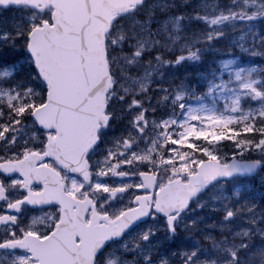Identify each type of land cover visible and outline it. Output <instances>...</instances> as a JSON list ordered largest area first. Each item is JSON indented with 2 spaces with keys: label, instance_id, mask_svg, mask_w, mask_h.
<instances>
[{
  "label": "snow or ice",
  "instance_id": "snow-or-ice-1",
  "mask_svg": "<svg viewBox=\"0 0 264 264\" xmlns=\"http://www.w3.org/2000/svg\"><path fill=\"white\" fill-rule=\"evenodd\" d=\"M0 264H264V0H0Z\"/></svg>",
  "mask_w": 264,
  "mask_h": 264
},
{
  "label": "rangeland",
  "instance_id": "rangeland-1",
  "mask_svg": "<svg viewBox=\"0 0 264 264\" xmlns=\"http://www.w3.org/2000/svg\"><path fill=\"white\" fill-rule=\"evenodd\" d=\"M212 58H213V54H208V56L206 57L205 62H204L203 64H200V65H198V66L192 67V68L189 69V70L193 73V75H194V70H195V72H197V71H201V72H202V71H205L206 69H208L209 64L211 63ZM216 58L218 59V58H220V57L217 56ZM254 59L259 60L258 57H257V58H254ZM192 77H193V76H192ZM193 83H196V84L200 85V86H201V87H200V90H202L203 85L200 84V83H198L196 77H194V82H193ZM257 183H258V178H257Z\"/></svg>",
  "mask_w": 264,
  "mask_h": 264
},
{
  "label": "trees",
  "instance_id": "trees-1",
  "mask_svg": "<svg viewBox=\"0 0 264 264\" xmlns=\"http://www.w3.org/2000/svg\"><path fill=\"white\" fill-rule=\"evenodd\" d=\"M195 73H196V72H195V70H194V74H195ZM195 77H196V76H195ZM193 82H194V78L191 77V79H190V83H193ZM197 87H198V91H199L201 86L197 84Z\"/></svg>",
  "mask_w": 264,
  "mask_h": 264
}]
</instances>
